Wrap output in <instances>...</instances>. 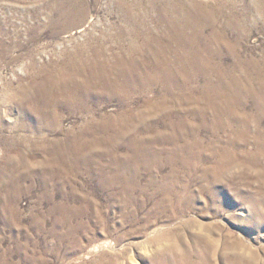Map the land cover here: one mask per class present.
<instances>
[{
    "label": "rangeland",
    "instance_id": "374dc122",
    "mask_svg": "<svg viewBox=\"0 0 264 264\" xmlns=\"http://www.w3.org/2000/svg\"><path fill=\"white\" fill-rule=\"evenodd\" d=\"M0 264H264V0H0Z\"/></svg>",
    "mask_w": 264,
    "mask_h": 264
},
{
    "label": "bare ground",
    "instance_id": "6f19581e",
    "mask_svg": "<svg viewBox=\"0 0 264 264\" xmlns=\"http://www.w3.org/2000/svg\"><path fill=\"white\" fill-rule=\"evenodd\" d=\"M158 57V56H157ZM155 58V57H154ZM164 59V58H163ZM172 64V63H171Z\"/></svg>",
    "mask_w": 264,
    "mask_h": 264
}]
</instances>
